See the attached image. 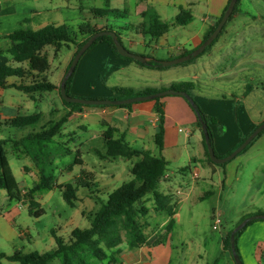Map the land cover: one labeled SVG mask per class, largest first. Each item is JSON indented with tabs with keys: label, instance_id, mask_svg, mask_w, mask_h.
<instances>
[{
	"label": "crops",
	"instance_id": "0c3cea01",
	"mask_svg": "<svg viewBox=\"0 0 264 264\" xmlns=\"http://www.w3.org/2000/svg\"><path fill=\"white\" fill-rule=\"evenodd\" d=\"M97 2L103 6L99 7ZM228 2L229 0H0V66L12 64L14 67L27 69V63L13 62L8 53L11 45L6 36L21 27L27 26L37 31L50 24L80 26L85 24V18L82 22L69 24L67 18L61 16L62 13L76 11L90 18L92 10L106 8L122 13L124 18L120 24L123 27L130 25L129 30L122 32V42L130 45L131 52L148 59L173 60L182 57L187 51H194L202 44L207 33L222 17ZM150 8L156 11L162 22L170 25L168 33L158 39L144 36L138 31L143 24L142 14ZM182 12L192 16V20L185 26L175 24L176 17ZM250 14L240 10L235 18L248 17ZM233 20L208 52L189 64L162 70L142 67L119 58L107 43H99L80 59L73 78L71 95L83 99L113 100L115 88L132 90L134 93L146 90L163 92L171 90L175 83L190 82L195 86L191 97L205 114L216 119V123L210 125L215 153L219 157L226 156L264 122L263 71L251 68L252 61L264 65V58L260 59L264 54H258L262 49L257 48L259 40L264 37L251 36L253 33L261 34L257 31L259 28L234 25ZM107 24H111L110 20H94L92 25L103 28ZM171 36H174L177 48L171 44ZM164 47L168 49L159 54L158 49ZM153 49L158 52H152ZM257 50L259 52L255 53ZM76 51L74 44L63 46L59 52L53 46L44 49L43 53L47 55L50 64L46 78L57 87L55 90L30 95L15 88L0 89V140H20L69 115L61 133L53 142L66 148L67 145H73L76 138L79 140L78 148L84 149L86 154L92 155L99 162L100 172L94 174L95 170L88 169V162L84 158L81 172L89 175V178L86 177L93 184L91 189L79 188L77 192V200L81 199L80 194L88 193V198H84L82 203L99 208L100 202L106 201L110 193L132 179L130 169L136 162V159H120L114 161L118 165L111 168L103 164L109 161L98 158L94 143L99 139L101 147H105L103 135L108 128H113L114 138L123 140L132 149L163 157L168 162L165 177L157 192L174 209L175 223L168 230L171 217L157 209L154 194L147 195L139 203V206H145L149 210L148 215L142 219V223L146 225L147 242L136 249H129L124 243L117 250L109 252L110 255L117 252L114 261L108 259L102 264H217L218 255L225 257L226 264H235L232 251L224 247V239L245 216H257L255 214L258 212L264 215V134L225 168L211 166L207 162L205 137L198 127L194 110L181 96H165L160 100L164 111L163 147L160 149L156 143V135L161 115L156 109L155 100L134 103L127 107L90 106L71 109L64 105L60 93L61 83ZM255 80L258 84L253 87L250 83ZM30 82L31 78L8 80L10 85ZM237 84L238 94L223 91ZM247 87L250 90L245 95ZM34 106L35 114L42 115L40 123L35 128L19 131L13 138L7 137L6 132L13 129L8 121L18 116L30 115ZM8 145L12 146L8 143L5 150ZM6 154L8 157L7 150ZM13 156L18 162L20 176L8 157L11 168L20 188L26 192L39 181V171L22 149L18 153L13 152ZM61 158L56 160L55 166ZM242 183L245 190L253 194L250 197L253 208L241 213L237 208L232 209L229 214L230 222H225V227L221 225L225 236L220 241L217 239L213 243L208 238L189 239L183 235L180 226L185 222L184 218L194 217L197 207L214 197L218 200L217 207L212 209V214H208V217L212 220L214 216H219L223 224L228 215L224 204L230 200L228 198L235 185L242 186ZM96 186L101 189L97 198L93 197L92 192ZM41 194L35 196L39 203ZM6 198L8 200L7 193ZM14 203V206H8L11 207L10 210L0 211V220H5L8 226L7 235L3 237L13 243L17 237L23 239L25 236L24 233L18 234L15 231V219L20 216L21 207L28 210L30 207L25 200ZM151 211L160 218L161 223L156 228H152L149 222ZM82 218L86 220L83 215ZM71 224L72 219L69 228L65 229L66 236L79 228L78 225L71 227ZM89 226L90 221L85 228ZM56 234L65 240L69 239L57 231ZM51 241L53 249L56 243L52 234ZM237 248L243 264H264V220H258L245 228L238 238ZM16 251L20 250L15 249ZM5 261L2 260L0 264Z\"/></svg>",
	"mask_w": 264,
	"mask_h": 264
},
{
	"label": "trees",
	"instance_id": "16d2710c",
	"mask_svg": "<svg viewBox=\"0 0 264 264\" xmlns=\"http://www.w3.org/2000/svg\"><path fill=\"white\" fill-rule=\"evenodd\" d=\"M230 2L231 0H229L224 13L228 9ZM241 3L242 0L237 1L232 15L224 26L222 32L219 34L218 38L223 34L227 25L241 10ZM91 14L94 20L105 22H109L110 18L113 20H120L124 18L121 12L117 10H111L109 8L94 9L92 10ZM142 17L143 24L141 25V28L138 29L139 33L142 35L149 36L153 39H158L168 33L170 25L162 22L154 9H148L142 14ZM222 17L218 19L216 24L207 33L202 44L216 30ZM191 20L192 16L189 13L182 12L176 17L175 24L185 26ZM108 24L103 28H96L85 23L78 27V31H75L73 27L68 25L57 26L50 24L37 31H34L27 26H23L13 33L7 35L6 39L11 45L8 53L12 57L13 62L27 63L28 67L27 69L23 67H14L12 64L0 66V89L15 88L25 94L30 95L39 92H50L55 90L57 87L50 83L46 78V74L50 69V64L47 55L43 53L44 49L46 47L53 46L55 51L59 52L63 46L74 44L77 47V51L74 55L75 57L78 51L93 35L102 31L116 32L118 40L123 43L122 32L129 30L130 25H128V27H114L111 24ZM81 38L82 40L80 41ZM218 38L214 41V43L218 40ZM99 43H107L117 57L134 62L142 67L157 70L167 68L159 64L158 60L156 59H149L147 63L142 64L133 59L120 56L117 52L114 40L110 36H102L98 38L90 49L94 48ZM213 44L207 47L201 55L208 52L212 48ZM192 52L193 51H187L183 53L182 56L188 55ZM194 59L195 58L183 64H189ZM72 61L66 71V74L72 64ZM75 71L66 82V93L70 97H74L71 95L70 90ZM10 78H31V82L21 83L19 85H10L8 83ZM194 88V84L187 82L175 83L171 86V89L187 92L191 96ZM249 90L250 87H247L245 95L248 94ZM114 92L115 97L113 100L130 99L158 93L156 90H146L142 93H134L132 90L123 88H115ZM162 98L155 100L156 109L161 115L159 131L156 135V143L160 149L163 147L164 136V111L163 106L160 103ZM63 103L66 107L71 109L90 107L81 104L68 103L64 100ZM130 105L132 104L113 107H127ZM189 105L197 116L198 127L202 131L203 135L204 132L202 130V124L207 125L210 135L209 142L214 148V138L210 125L215 124L216 119L205 114V112L196 102H194V104L189 103ZM41 118L42 115L40 114L18 116L8 121V124L12 128L26 130L28 128H35V126L40 123ZM68 118L69 115L63 117L58 122L50 123L48 126L43 127L38 132L33 131L31 134L20 140H0V189L6 191L9 202H21L23 200L27 201L28 199L30 206V216L40 218L43 214H45L43 209L35 210V212L33 211V209L35 207L37 209L38 206V203L35 200V196L37 194L52 191L55 188H58V190L61 191L65 202L70 207L74 208L79 188H92V184L86 182L83 183L82 181L80 184L73 185L69 183L64 187L62 185L56 184L55 176L53 174L55 161L59 157L64 156L66 149H64L62 146H53L52 143L53 139L61 133L64 124L68 121ZM263 134L264 130L238 156L244 154ZM103 138L105 142V153L103 154L98 151V156L101 159H108L110 161H117L120 159H136V162L130 169L132 179L123 183L119 188L110 193L106 201L100 202L98 210L91 217L90 226L88 228H75L68 240L58 236L56 231L53 230L52 235L56 243V246L53 249L44 253L37 251L31 253L16 251L12 255L0 253V262L2 260H7L10 262H17L19 264H102L108 259L114 261L117 252L115 251L113 255H110L109 252L117 250L120 245L125 243L129 249H136L147 242V236L145 233L146 225L142 223V219L148 215L149 210L145 206H139V203L149 194H154L157 209L159 211L165 212L171 217L167 229L170 230L173 227L175 223L173 219L175 214L174 209L169 206L168 200L157 192L158 186L166 173L168 162L163 157L154 156L149 152L132 149L128 144L124 143L123 140L114 138L113 128H108L104 133ZM246 139L247 137L243 138L240 143L235 146L234 149L226 156L219 157L217 154L216 155L219 158L229 156ZM8 143L12 144L13 151L15 153H18L20 149H22L23 152L33 160L39 171V181L32 189L26 192H23L20 188V185L11 168L5 150V146ZM205 146L208 164L221 168L226 167L228 163L223 165H217L213 163L210 159L207 145L205 144ZM83 164L84 161L81 159V155L78 152L74 155L69 169L72 170L73 167L83 166ZM84 175L89 178V175L82 173V176ZM261 214L262 213L258 212L255 215L260 216ZM252 216H245L239 221L238 225ZM258 220L263 219L250 220L242 230L237 232L235 240L237 254V242L239 236L242 234L245 228ZM232 231H230L227 237L224 239V247L230 251V238Z\"/></svg>",
	"mask_w": 264,
	"mask_h": 264
},
{
	"label": "rangeland",
	"instance_id": "374dc122",
	"mask_svg": "<svg viewBox=\"0 0 264 264\" xmlns=\"http://www.w3.org/2000/svg\"><path fill=\"white\" fill-rule=\"evenodd\" d=\"M97 4L99 7L103 6L99 2H97ZM240 8H241V10L250 12L251 17L250 16H248V17L247 16L237 17L233 20V24L234 25H249V26L257 27V28H259L257 31L261 32V34L253 33V34H251V36H253V37L263 36L264 37V0H242ZM61 16L64 18H67V21L69 24L82 22L83 18H85V23H87V25L93 26L92 24L94 22V19L91 16L89 18V16H86L83 14L81 15L76 11H65L64 13H62ZM110 19L109 20H110V23L112 26H114V27L122 26L120 24L122 22L121 19L118 20V22H117V20H113L112 18H110ZM96 21L99 22L100 20H96ZM78 27L79 26H75L73 28L75 29V31H78ZM171 35H173V34H171ZM173 37L174 36H171L170 42L172 45H174L177 48L178 45L176 44V40L173 39ZM253 45L254 44H252V47H253ZM125 46H126V48H128L130 50V45H128L126 43ZM257 48H258V50H260V49H262V50H260V53H258L259 52L258 50L255 53L264 54V38H261L259 40V42L257 44ZM166 49H168V48H165V47L163 49L159 48L158 49L159 54H161V52L163 50H166ZM242 51H244V47L242 48ZM148 52H151V50H149ZM152 52L157 53L158 51H156V49H153ZM255 53H253L254 54L253 56H256ZM263 58H264V55H262L260 57V59H263ZM158 61H161V60H158ZM251 66H252L251 67L252 70H254V68L262 69L263 73H262L261 77L263 80L262 82L264 83V65L261 66L260 64L256 63L255 61H252ZM173 67H175V66H173ZM187 83H190V82H187ZM250 84H252L253 87H255L258 84V82L255 80L254 82H251ZM223 91L238 94L239 86H238V84L232 85V86H229V88L223 89ZM88 100H92V99H88ZM30 112H31L30 115L35 114L36 107L34 106L32 108V111H30ZM19 131H22V130L13 128L12 131L6 132V136L9 138H13ZM92 132L94 133V131H92ZM78 141L79 140L74 138L73 145H67L66 144L67 147H66V145H64V147H66V148H64V149H66V151H65L66 154L64 153V156H62L60 162L58 161L59 163L56 166H54V168H56V169H54L53 174L55 176V181H56L57 185H62L64 187L65 185H67L69 183H71L73 185L80 184L81 181L83 183L86 182V183L93 184V181L89 180L85 175L82 176L81 171L83 170V167L75 166L72 168V170L69 169V166H70L71 162L73 161L74 155L78 152L80 153L81 159L83 161H84V158L87 160L89 170H92V169L95 170L94 174H96V173L98 174L100 172L99 162L98 161L96 162L94 160V158L92 157V155L90 156V154H86L84 149H82V148L79 149L78 148ZM52 145L57 146V145H55L54 142L52 143ZM93 147L97 149V151H96L97 156H98V151L103 153V154L105 153V148H104V146L101 147L99 139H98V141H96L94 143ZM6 150L8 153V157L12 163V166L14 167L17 175L20 176L19 175L20 170L17 167L18 162L16 161V159L13 156V152H14L13 147L11 145H8L6 147ZM84 155H85V157H83ZM98 158L101 159L99 156H98ZM104 161H109V162L103 163V164L107 165L108 167H111V168H115L118 165L116 162L110 161L108 159H104ZM232 161H230V162H232ZM230 162H228V163H230ZM124 163H125L124 165H126V162H124ZM55 164H56V161H55ZM216 167H218V166H216ZM89 170H86V171H89ZM19 180H21V179H19ZM93 189H94V190H92L93 197L97 198L98 192L99 191L101 192V189H99L98 186L94 187ZM26 191H28V190H26ZM37 195H39V194H37ZM227 195L228 194H226L225 197H227ZM252 195L253 194H249L245 190V186L243 185V183H242V186H240V185L236 186L235 185V188L233 189L232 194L228 198L230 200L226 203V205L224 204V207L227 210L228 215L226 214L227 216H226V219L224 218V223L223 224L221 223V225L223 227L226 226L225 222L226 223L230 222L229 220H231V218H230L229 214H231L232 209L237 208V210H240L239 212L241 213V211H247L248 209L253 208V204L251 203L252 201L250 200V197ZM40 196H41V198H40L41 204L39 202H37L38 203L37 209L35 207L33 209V211L35 212V210L43 209L45 214H43L40 218H36L35 216L29 215V210L26 207H24V208L21 207L20 216L16 217V219H15L16 226L14 227V229L16 232H18V234L24 233L25 236L23 239H20L19 237H17L14 243L5 239V237H3V235H7L8 226L6 225L5 220H2V219H1L2 221L0 220V253L13 254L15 252V249L20 250L23 253H31V252H36V251L40 252V253L47 252L51 249V246H52L51 234H52L53 230H56L65 238L66 237L69 238L70 236H68V235L66 236V234H65L66 233L65 229L69 228L68 226H69L71 219H72V223H73V224H71V227H73L74 225H78L79 228H85V227H87L88 221L91 220V217L93 216V214L98 210V208L93 207L94 205L86 206L85 204L82 203L84 198H88V193L83 194V195L82 194L79 195L81 197V199L80 200L78 199L75 201V207L74 208L70 207L65 202V200L63 199L62 193L60 190H58V188H55L53 191L44 192ZM217 201L218 200L216 199V197H214V198L204 202L203 204H201L200 206L197 207L194 217H192V218H186L185 217L184 218L185 222L180 226V228L183 231L182 233H183V235H185V237H188L189 239L190 238H192V239H194V238L195 239L208 238L211 240V242L216 243L217 239L220 241L221 237L225 236L224 232L221 230V225H220L218 230H214L212 227L213 226V219L211 220V218L208 217V214H212V209L217 207ZM26 202H28V199ZM15 204L16 203H14V202L13 203L8 202V200L6 198V191L0 189V211L6 212V211L11 209V207L10 208L8 207L9 205L14 206ZM82 215L85 216L86 220H88V221L83 219ZM80 219H81V222H80ZM149 222H150V225L152 226V228H154V227L156 228V226L161 223L158 214L154 213L152 211H151V220ZM214 254L218 255V253L216 251H214ZM220 256L221 255H218L219 260L217 261L218 262L217 264H226L227 261L225 260V257L224 256L220 257ZM3 264H16V263H13V262L6 260L5 262H3ZM214 264H216V263H214Z\"/></svg>",
	"mask_w": 264,
	"mask_h": 264
},
{
	"label": "water",
	"instance_id": "95a60500",
	"mask_svg": "<svg viewBox=\"0 0 264 264\" xmlns=\"http://www.w3.org/2000/svg\"><path fill=\"white\" fill-rule=\"evenodd\" d=\"M237 1L238 0H231L230 5H229L228 9L226 10V12L224 13V15H223L221 21L219 22L216 30L202 45H200L197 49H195L192 53H190L188 55L179 57V58L174 59V60L158 61L159 64H161L164 67H171V66L186 63L193 58L199 57L206 50V48L209 47L210 45H212L214 43V41L218 38L219 34L222 32L224 26L226 25L230 16L232 15L234 8L237 4ZM102 36L112 37V39L114 40L117 52L120 56L133 59V60H135L139 63H142V64H145L149 61L148 58H146L142 55L133 53L129 49H127L125 47V45L118 40L116 32L102 31L100 33H97V34L93 35L84 44V46L78 51V53L76 54V56L74 57V59L72 61V64H71L66 76L64 77V79L61 83L60 93H61L62 99L64 101H66L68 103L81 104L84 106H100V107H103V106L129 105V104H134V103H139V102H144V101H149V100H156V99H159V98H162L165 96H181V97L185 98L189 103L194 104V102H195L194 99L187 92L176 91L173 89L166 90L163 92H158V93L152 94V95L134 97V98L124 99V100H88V99H82V98H76V97L68 96L66 93V82H67L68 78L74 73V71H75L80 59L82 58V56L91 48V46L96 42V40ZM202 130L204 132L207 150H208L211 161L217 165H223V164L228 163V162L232 161L233 159H235L264 130V122L261 125H259L253 131V133H251V135H249L247 137V139L232 154H230L229 156L224 157V158H219L216 155L213 146L209 142L210 141V135H209L208 127L206 124H202ZM255 219H263L264 220V215L254 216V217H251V218L243 221L241 224H239L237 227H235V229L231 233V238H230L231 251L233 254L235 264H243L239 255L236 252V242H235L236 234H237V232L242 230L250 220H255Z\"/></svg>",
	"mask_w": 264,
	"mask_h": 264
},
{
	"label": "built area",
	"instance_id": "2783aa9c",
	"mask_svg": "<svg viewBox=\"0 0 264 264\" xmlns=\"http://www.w3.org/2000/svg\"><path fill=\"white\" fill-rule=\"evenodd\" d=\"M194 176L197 178V175H194ZM164 177H165V175H164ZM221 223H222V220H221V218L219 216H214L213 217V226L212 227H213L214 230H218L220 225H221Z\"/></svg>",
	"mask_w": 264,
	"mask_h": 264
}]
</instances>
